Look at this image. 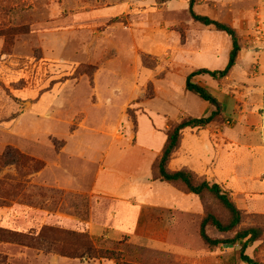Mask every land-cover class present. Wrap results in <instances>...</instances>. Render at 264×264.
Wrapping results in <instances>:
<instances>
[{
  "label": "rangeland",
  "instance_id": "1",
  "mask_svg": "<svg viewBox=\"0 0 264 264\" xmlns=\"http://www.w3.org/2000/svg\"><path fill=\"white\" fill-rule=\"evenodd\" d=\"M176 1L0 0V155L11 148L26 158L18 166H0V208L13 214L4 229L31 239L0 241V264H182L168 245H159L165 233L153 224L149 207L127 199L131 207L106 192L112 177L116 194L186 193L154 180L157 163L175 124L214 109H204L207 103L185 90L186 78L200 65L222 70L231 45L225 33L194 27L189 0ZM210 1L208 14L222 21L239 23L246 11H256L250 33L246 26L238 36L239 63L246 59L248 76L256 77L264 52V0ZM200 37L212 53H198L201 47L195 53ZM196 80L230 94L244 92L223 79ZM223 123L232 128L236 121L222 114L210 126ZM102 170L110 175L98 186ZM203 202L207 213L228 220L211 195ZM192 226L185 231L191 239L199 235ZM251 226L264 231V216L248 215L239 228ZM49 227L85 234L91 252L76 246L70 251L76 257L58 254L71 244L42 238ZM207 233L233 236L211 227ZM194 247L214 251L219 264H243L237 246L217 250L202 241ZM245 255L264 264V236Z\"/></svg>",
  "mask_w": 264,
  "mask_h": 264
},
{
  "label": "crops",
  "instance_id": "2",
  "mask_svg": "<svg viewBox=\"0 0 264 264\" xmlns=\"http://www.w3.org/2000/svg\"><path fill=\"white\" fill-rule=\"evenodd\" d=\"M208 3L211 4L212 2L210 0L209 2L208 0H196L193 6L194 13L220 23L227 22L240 37L244 35L246 26H249L246 33H250L252 30L256 22L255 10L246 11L243 20L234 23L210 16L208 14L210 10L206 8ZM193 25L208 31L213 28L195 22ZM212 32L209 31V33ZM202 40L204 37L199 38L198 43L200 44H197L195 53L200 47L202 52L198 53L203 54L204 51L209 54L212 53L213 50L207 47L203 49ZM246 52L252 55L250 52L253 50L248 48ZM240 60L241 53L238 55L232 70L222 82L227 87H230L231 82L240 84L239 87L243 88L244 92L234 89L232 90L233 94H230V91L216 90L200 83L196 80L199 76L193 78L194 83L210 90L222 105L224 120H235V126L226 127L223 123L220 127L208 126L202 129L184 130L182 136L186 138L182 137L180 147L174 154L175 160H173L174 162L171 161L172 164L170 163L169 168L171 171L186 168L198 177L204 178L212 184H217L228 192L236 207L246 215L264 216V52L258 56L259 73L256 77L249 75V78L247 70H249L250 63L246 62V59L239 63ZM200 69L209 70L210 68L207 65H200ZM208 106V104H203L202 107L207 109ZM201 117H205V115ZM173 166L178 167L173 168ZM100 172L103 174H98V186L100 179L105 180V175H110V172L104 170ZM111 178L109 177L108 182L106 181L109 186L112 185L111 189L106 191L108 195L124 200H134L137 202L136 207L143 205L144 208H150L153 224L165 233L164 239L159 240V245L162 248L168 245L172 258H176L182 264H219L221 262L214 251L203 250L202 253L194 247V244L196 246L202 244L198 233H194V237L191 239L185 232L190 224L193 225V229L200 227L204 211L202 202L197 196L188 193L146 194L142 191L116 194V191H113ZM122 203L130 205L132 202L127 200ZM191 204L192 206H190ZM130 206L132 207V205ZM12 215L11 208H0V228H4L6 219L9 220ZM142 220L143 217L140 215L137 222H142ZM219 247L214 249L219 250Z\"/></svg>",
  "mask_w": 264,
  "mask_h": 264
},
{
  "label": "trees",
  "instance_id": "3",
  "mask_svg": "<svg viewBox=\"0 0 264 264\" xmlns=\"http://www.w3.org/2000/svg\"><path fill=\"white\" fill-rule=\"evenodd\" d=\"M164 2H169L173 0H163ZM196 0H189L188 2V12L190 18L193 22L203 25L205 27H213L217 32L225 33L230 39V50L228 53L227 63L222 70L209 71L207 69H198L193 71L188 75L185 81V90L197 96L200 100L206 102L210 107L214 108L211 113L206 117L201 118H189L182 120L175 124L170 132L168 133L166 143L162 149L161 155L157 163V170L154 180H159L167 184L180 185L182 186L186 193L197 196L203 205L204 196L211 195L219 205L225 209L228 213V220L222 222L214 214L207 213L205 211V206L203 205V218L199 227V236L201 240L209 247L215 248L221 245L237 246L238 250V261L243 264H262L260 262L251 259L245 255L246 249L252 244L259 241L264 236V231L256 226L239 228L242 221L245 219L246 215L244 212L239 210L234 202L232 201L228 192L222 189L217 184H212L206 180L196 181L197 176L187 170L181 169L179 171H171L168 168L169 162L172 155L178 149L182 132L186 129H202L210 126L215 119L221 118L222 107L217 99L207 88L194 83L193 78L196 76H209L214 80H221L228 76L233 66L236 63L239 53L241 52V46L239 42V37L236 31L227 24L220 23L218 21L212 20L209 17L197 15L193 11V6ZM26 158L17 153L11 148H7L3 154L0 155V166L6 167L9 165L18 166L22 162H25ZM37 167H35L36 169ZM38 169V168H37ZM36 169V170H37ZM34 170V169H33ZM213 228L218 233L228 234L233 233L231 238L226 239H214L211 238L208 233V228ZM45 234L51 236V238L63 237L69 239L71 245V250L64 251L63 248L57 250L58 254L66 255V257H76L77 253L70 252L76 246L80 247V250L84 253H90L91 248L89 247L88 238L85 234H77L72 231L57 229L49 227L46 233H41V237L44 238ZM26 238L27 242L30 243L31 239L27 238V235H23L11 230L0 228V241H20L21 237ZM110 254V253H109ZM112 254V253H111ZM105 255L108 253L96 254L99 258H109ZM111 256V255H110Z\"/></svg>",
  "mask_w": 264,
  "mask_h": 264
},
{
  "label": "built area",
  "instance_id": "4",
  "mask_svg": "<svg viewBox=\"0 0 264 264\" xmlns=\"http://www.w3.org/2000/svg\"><path fill=\"white\" fill-rule=\"evenodd\" d=\"M259 41V37L256 38Z\"/></svg>",
  "mask_w": 264,
  "mask_h": 264
}]
</instances>
